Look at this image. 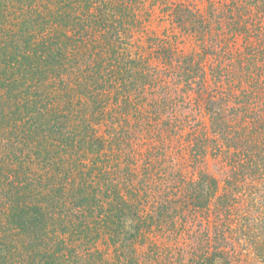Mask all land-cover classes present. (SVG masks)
<instances>
[{
    "label": "trees",
    "instance_id": "1",
    "mask_svg": "<svg viewBox=\"0 0 264 264\" xmlns=\"http://www.w3.org/2000/svg\"><path fill=\"white\" fill-rule=\"evenodd\" d=\"M142 2L0 0V264L83 263L80 248L94 258L101 237L114 256L100 264H135L136 243L185 210L213 222L205 236L214 243L188 264H233L246 250L264 264V0H232L221 13L171 3L177 26L209 45L187 57L155 52L183 69L208 115L210 133L190 141L194 158H219L226 178L171 171L167 185L155 182L167 174L164 153L135 147L138 132L163 136L155 67L127 41L128 5ZM82 46L92 49L89 64ZM169 128L183 134V124ZM154 188L164 199L148 209Z\"/></svg>",
    "mask_w": 264,
    "mask_h": 264
},
{
    "label": "rangeland",
    "instance_id": "2",
    "mask_svg": "<svg viewBox=\"0 0 264 264\" xmlns=\"http://www.w3.org/2000/svg\"><path fill=\"white\" fill-rule=\"evenodd\" d=\"M181 1L188 5L192 2L190 6L193 9H199L204 13H206L205 10H209L211 7L216 10L215 13L226 12V9L228 10L232 6L229 5L232 0H144L139 5H128L129 16L127 22L130 25H127L129 38L127 41L130 43L129 49L132 50L134 56L140 52L149 57V62L155 67L151 73L157 79L156 88L153 91L156 93L155 99L164 98V102L159 101L158 117L160 118L157 119V124L163 131L162 138L159 139L157 134L152 136L149 133L143 135L138 132L137 136L141 138L138 139L139 142L137 141L135 147L143 153L154 148L164 153L163 166L165 169L163 172L166 171L167 174L155 180L157 185H167L173 177L169 174L171 171L188 179L192 176H198L200 171H207L217 176L224 184L226 170L223 162L210 154L195 159L190 147V141L194 134L210 133L208 131L210 125L208 115L205 113L204 108L196 102L195 91L192 90L191 86L189 87L188 81L182 75L184 73L183 69L181 67L177 68L176 62L171 64L164 60L161 61L158 58L159 54L155 52L157 48L166 47L176 51L179 57H187L201 52L205 47L204 44L209 45L206 39L202 40L194 34L182 31L174 22L171 11L176 5L171 3ZM255 1L244 0V3L247 6H252L255 5ZM153 3L154 5H152ZM227 15L228 12L225 17ZM216 31H219V28L215 24L214 34ZM222 37H225L224 39L227 42H233L234 39L238 38L235 32L225 24L222 27ZM205 38H208V36ZM236 43L237 40L234 44L225 48V50H229L227 58L235 56L233 49L237 47ZM91 51V47L88 46L80 48L78 57L81 62L89 64L92 61ZM104 55H107V53ZM211 62V59L208 60V63ZM147 92L149 93L150 90ZM169 93L171 96L164 97ZM149 97L153 98L154 94ZM153 115H155V112ZM174 123L183 124L182 135H177L169 130V127ZM158 191V188L149 190V194L145 198L149 203L147 205L148 209H150L149 205H153L156 209L160 202L158 200L162 201L164 199L162 196L156 198ZM239 198V202L244 203L243 197L240 196ZM151 212L155 213L153 210ZM207 219H212L211 213L185 210L184 217L177 219L172 225H162L161 229L153 225L147 237H144L135 245V264H188L190 257L197 248L214 243V240L210 241L205 236L207 232H210V227L213 225V222L209 224ZM104 240L106 238L101 237L96 245L100 253L92 249L91 253L93 254L91 255L94 258L87 254V247H81L80 254H83V257L90 261L82 260V263L79 259V264H100L97 259L101 255H109L108 260L112 261L114 248L108 243V239L107 242ZM90 248H93V246ZM230 252L234 254L233 251ZM236 253L239 255V249ZM233 264H260V262L256 261L254 256L246 250L242 251V254L236 258Z\"/></svg>",
    "mask_w": 264,
    "mask_h": 264
}]
</instances>
